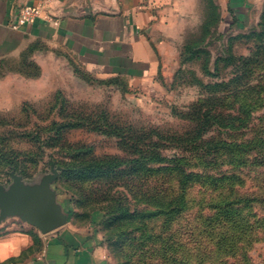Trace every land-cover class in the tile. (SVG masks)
Returning a JSON list of instances; mask_svg holds the SVG:
<instances>
[{
  "label": "rangeland",
  "instance_id": "rangeland-1",
  "mask_svg": "<svg viewBox=\"0 0 264 264\" xmlns=\"http://www.w3.org/2000/svg\"><path fill=\"white\" fill-rule=\"evenodd\" d=\"M181 2H169L183 14L169 29L156 34L154 28L161 25L156 22L143 28H150L148 38L163 40L155 73L128 77L98 72L39 43L0 57V185L8 188L14 174L26 185H37L56 170L51 187L68 220L95 228L110 264H264V90L261 99L245 98L252 102L245 126L213 128L207 134L234 145L249 143L240 159L236 151L221 149H163L165 155L196 164L193 170L233 179L194 183L183 192L175 172L158 173L155 164L139 172L124 166L123 174L104 179L72 178L66 172L70 161L128 160L131 149L125 143L142 144L151 131L182 135L192 124L181 113L207 95L194 78L206 83L231 76L223 62L215 76L205 74L199 62L181 63L184 40L198 32L206 14L205 0ZM214 2L222 20L221 35L208 46L212 60L225 55L229 38L259 28L261 18L245 24L232 15L229 0ZM254 46L253 40L237 39L232 49L245 55ZM254 72V81L261 79L264 85V62ZM237 106L223 111L235 112ZM109 124L120 131L106 133L112 130L106 129ZM34 230L17 216L0 222V237Z\"/></svg>",
  "mask_w": 264,
  "mask_h": 264
},
{
  "label": "crops",
  "instance_id": "crops-1",
  "mask_svg": "<svg viewBox=\"0 0 264 264\" xmlns=\"http://www.w3.org/2000/svg\"><path fill=\"white\" fill-rule=\"evenodd\" d=\"M169 2L0 0V57L39 43L62 50L98 72L128 77L155 73L163 40L148 38L150 28H143L156 22L161 24L154 28L159 34L181 18L180 10ZM229 5L232 15L245 24L264 12V0H229ZM26 6L36 7L38 16L14 28L20 9ZM0 263L110 264L95 228L76 226L70 220L46 234L11 231L0 237Z\"/></svg>",
  "mask_w": 264,
  "mask_h": 264
},
{
  "label": "trees",
  "instance_id": "trees-1",
  "mask_svg": "<svg viewBox=\"0 0 264 264\" xmlns=\"http://www.w3.org/2000/svg\"><path fill=\"white\" fill-rule=\"evenodd\" d=\"M206 14L202 23L199 26L197 33L188 36L181 48V63L199 62L201 70L209 75L215 76L221 69L220 62L223 66L230 68L231 76L220 81L202 82L194 78V82L200 85L207 93L202 100L193 102L187 111L181 113V117L187 119L191 124V128L182 135H165L162 136L160 132L151 131L144 137L142 144L134 142L128 144L131 158L123 160L119 157H103L97 159H86L79 161L65 162L67 167V175L72 178H107L115 174H123L124 166H130L131 172H139L141 170H148L150 165L155 164L157 167L153 170L161 172L162 174H172L175 172L179 187L183 192L194 183H217L226 179H233L234 176L229 177H213L206 175L199 170H193L196 164L189 165V162L177 155H165L164 148L188 147L200 149L205 153H217L220 149L226 152L236 151L238 159L242 156V152L249 145L247 142H240L231 144L225 140L218 138L209 139L207 134L218 127H227L234 129L237 125H246L249 119L250 108L252 102H245V98H252L257 96L261 99V92L264 90V85L260 80L254 81V71L257 66L264 62V12L261 14L259 28H253L247 34H237L229 38V44L224 51V56H218L214 60L211 58V51L208 49L209 44L216 39L221 33L218 30L222 17L218 11L214 0H205ZM237 39L253 40L255 46L248 54L236 55L233 52V42ZM32 46V45H31ZM223 53V54H224ZM213 69V71L211 70ZM181 68L178 70L176 76L181 74ZM221 93L225 95L223 97ZM230 100H228L229 98ZM232 98V100H231ZM227 100V101H226ZM256 101V100H254ZM230 103V104H229ZM255 103H258L256 101ZM235 112L223 111V107L227 106L229 109L235 108ZM106 129L109 132L116 133L120 130L118 128H111V124ZM122 136V133H117V136ZM235 149V150H234ZM235 159L236 158H232ZM181 163H180V162ZM226 178V179H225ZM182 195V192L179 194ZM179 203L182 202V197H179ZM176 199V198H175ZM234 211L229 209L228 211ZM159 213L162 208H158ZM127 215V212L126 214ZM121 219V216L114 220Z\"/></svg>",
  "mask_w": 264,
  "mask_h": 264
},
{
  "label": "water",
  "instance_id": "water-1",
  "mask_svg": "<svg viewBox=\"0 0 264 264\" xmlns=\"http://www.w3.org/2000/svg\"><path fill=\"white\" fill-rule=\"evenodd\" d=\"M56 176L57 171L52 169V173L45 174L37 185H26L14 174L8 188L0 185V222L17 216L42 234L66 224L68 216L51 187Z\"/></svg>",
  "mask_w": 264,
  "mask_h": 264
},
{
  "label": "built area",
  "instance_id": "built-area-1",
  "mask_svg": "<svg viewBox=\"0 0 264 264\" xmlns=\"http://www.w3.org/2000/svg\"><path fill=\"white\" fill-rule=\"evenodd\" d=\"M37 16L38 9L36 7H23L19 11V14L17 16V22L15 24H12V26L16 28L18 27V25L34 20Z\"/></svg>",
  "mask_w": 264,
  "mask_h": 264
}]
</instances>
